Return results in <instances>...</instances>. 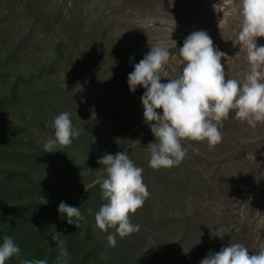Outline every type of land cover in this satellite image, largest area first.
Masks as SVG:
<instances>
[{
	"label": "rangeland",
	"instance_id": "1",
	"mask_svg": "<svg viewBox=\"0 0 264 264\" xmlns=\"http://www.w3.org/2000/svg\"><path fill=\"white\" fill-rule=\"evenodd\" d=\"M234 4L239 0H0V235L14 217L9 236L22 246V259L53 254L56 264L54 230L64 235L69 264H200L230 243L250 255L264 249V123L252 128L232 112L214 149L183 140L181 164L154 170L145 89L131 92L127 82L151 46L166 45L167 83L182 71L185 38L200 30L226 54V79L243 81L249 64ZM256 43L264 46V37ZM62 112L83 131L70 146L45 152L54 135L48 125ZM119 152L143 169L150 196L130 214L140 230L117 235L110 247L113 230L95 224L106 203L98 181L107 178L97 160ZM61 201L80 207L79 228L66 214L61 219Z\"/></svg>",
	"mask_w": 264,
	"mask_h": 264
},
{
	"label": "clouds",
	"instance_id": "2",
	"mask_svg": "<svg viewBox=\"0 0 264 264\" xmlns=\"http://www.w3.org/2000/svg\"><path fill=\"white\" fill-rule=\"evenodd\" d=\"M232 11L242 17L238 33L240 51L245 52L249 69L243 81L226 79L221 59L225 53L217 50L206 31H194L188 35L179 49L182 71L167 83L165 66L171 57L166 45L151 46V50L134 65L128 75L131 92L142 86L143 116L155 136L148 145L149 167L154 170L179 166L187 156L183 140L207 142L214 149L222 142L223 122L234 112L235 118L255 128L264 123V46H257V38L264 37V0H239ZM175 42V41H174ZM162 109V114L157 112ZM54 135L47 139L44 151L48 153L70 146L82 129L73 126L71 114L62 112L48 125ZM198 151V149H194ZM97 163L104 166L105 179L100 184L101 196L106 203L95 213L96 226L107 235L110 247L117 246V235L123 239L140 230L134 225L130 214L143 206L150 196L143 182V169L137 167L126 152L104 154ZM85 189L87 187L85 186ZM41 203L47 201L42 198ZM61 219L77 228L84 220L80 207L61 201L58 206ZM92 214V209H88ZM57 245L56 264H69V254L64 247L63 233L50 232ZM17 258L19 264H47L44 259H22L21 249L10 236L3 237L0 244V264ZM200 264H264V249L249 254L240 243H230L217 253H209Z\"/></svg>",
	"mask_w": 264,
	"mask_h": 264
},
{
	"label": "trees",
	"instance_id": "3",
	"mask_svg": "<svg viewBox=\"0 0 264 264\" xmlns=\"http://www.w3.org/2000/svg\"><path fill=\"white\" fill-rule=\"evenodd\" d=\"M43 192V191H42ZM21 211H25L27 210L26 207H23L21 209H19ZM11 215V214H10ZM16 222L15 218L12 217L11 218V222H9L8 226H7V229L5 230V235H0V244L3 243V237L4 236H9L11 233H12V229H13V224ZM0 231H1V225H0ZM22 247V246H21ZM19 247V248H21ZM47 264H54L53 262V254L51 255V257L47 260Z\"/></svg>",
	"mask_w": 264,
	"mask_h": 264
}]
</instances>
